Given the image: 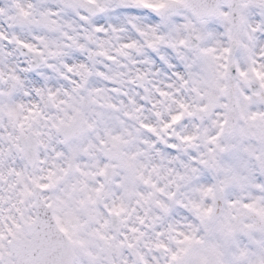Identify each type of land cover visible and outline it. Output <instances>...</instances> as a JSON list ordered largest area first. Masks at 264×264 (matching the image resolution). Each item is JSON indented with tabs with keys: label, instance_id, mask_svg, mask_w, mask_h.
Listing matches in <instances>:
<instances>
[{
	"label": "clouds",
	"instance_id": "1",
	"mask_svg": "<svg viewBox=\"0 0 264 264\" xmlns=\"http://www.w3.org/2000/svg\"><path fill=\"white\" fill-rule=\"evenodd\" d=\"M0 264H264V0H0Z\"/></svg>",
	"mask_w": 264,
	"mask_h": 264
}]
</instances>
